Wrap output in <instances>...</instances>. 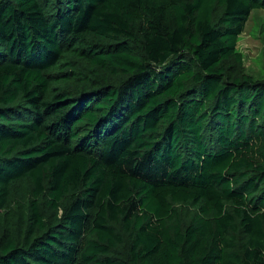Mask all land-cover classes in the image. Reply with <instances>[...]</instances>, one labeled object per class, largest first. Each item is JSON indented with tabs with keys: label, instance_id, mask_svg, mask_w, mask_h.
<instances>
[{
	"label": "trees",
	"instance_id": "1",
	"mask_svg": "<svg viewBox=\"0 0 264 264\" xmlns=\"http://www.w3.org/2000/svg\"><path fill=\"white\" fill-rule=\"evenodd\" d=\"M253 10L0 0V264H264Z\"/></svg>",
	"mask_w": 264,
	"mask_h": 264
},
{
	"label": "rangeland",
	"instance_id": "2",
	"mask_svg": "<svg viewBox=\"0 0 264 264\" xmlns=\"http://www.w3.org/2000/svg\"><path fill=\"white\" fill-rule=\"evenodd\" d=\"M237 46L244 55L247 72L256 78L262 76L264 73V10H253L250 13Z\"/></svg>",
	"mask_w": 264,
	"mask_h": 264
}]
</instances>
